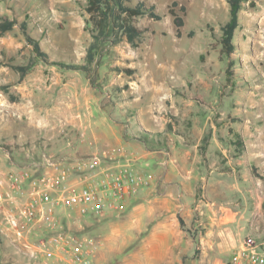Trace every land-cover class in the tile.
<instances>
[{"label": "rangeland", "instance_id": "obj_1", "mask_svg": "<svg viewBox=\"0 0 264 264\" xmlns=\"http://www.w3.org/2000/svg\"><path fill=\"white\" fill-rule=\"evenodd\" d=\"M88 1L0 0V23L16 22L12 30L0 31L1 194L5 195L9 188L10 161L20 164L19 169L13 171L25 168L41 172L45 170L47 159L74 161L89 157L86 152L94 142L93 127L86 128V125L92 118L104 125L103 120L111 117L122 133L126 130L133 133L135 118L130 120L133 111L129 103L139 95L137 88L144 63L160 68L152 75L161 78L165 91L170 93L159 99L153 113L158 128L167 122L175 125V131L178 125L179 128L193 125V120H184L181 115L188 113V109H181L178 115L173 111V96L185 98L194 102L191 109L197 113V129L204 128V121L199 118L208 115L205 127L208 130V164L218 167L220 172L227 170L228 158L240 155L233 146L235 133L242 132L248 154L244 155L246 161L238 176H249L245 169V165L249 166L248 159L251 163L261 161L259 164L264 166V156L260 155L264 152V0L245 1L234 39L237 49L231 58L222 54L220 42L221 25L229 18L227 0H127L129 5L142 1L146 6L155 7L161 19L148 15L134 18L141 30L137 46L123 35L119 43L101 47L90 66L91 71L86 72L68 66L86 64L93 34ZM169 8L183 18L180 37ZM23 22L27 24L26 33L39 40L49 60L38 56L33 44L27 41L20 27ZM31 61L32 67L21 77L15 66H25ZM229 61L233 65L228 69ZM125 68L137 72L131 76ZM146 83L141 81L144 93H147ZM125 85L123 100L116 102L114 87ZM137 105L143 112L151 109L145 97ZM164 130L175 132L173 125ZM103 140L98 137V142L93 144L99 148L95 153L105 160L109 155L105 152L117 146ZM254 173L260 176L264 167ZM227 174L224 176L229 177ZM215 178L216 175L210 176L208 183ZM257 182L244 186L243 194L227 195L226 190H232L228 185L224 189L213 186L212 190L216 209L226 202L230 215L237 213L238 217L246 211L250 222L254 219L253 223L261 227L256 231L255 227L248 229L244 235L250 233L264 241L261 232L264 230V181ZM208 196L214 199L210 192ZM69 227L73 232L95 236L98 225L82 219L70 223ZM232 251V244L221 251L217 247L204 248L198 243L194 253L197 260L183 262L226 264ZM43 259H46L43 255L28 256L16 248L13 239L0 235V264H32Z\"/></svg>", "mask_w": 264, "mask_h": 264}, {"label": "crops", "instance_id": "obj_2", "mask_svg": "<svg viewBox=\"0 0 264 264\" xmlns=\"http://www.w3.org/2000/svg\"><path fill=\"white\" fill-rule=\"evenodd\" d=\"M144 64L141 71L143 76L140 77L137 88L139 95L129 103V109L133 111L129 115L130 120L135 118L134 132L126 130L129 134L126 131L122 133L119 124L114 123L111 117L103 120L104 125L97 118L90 119L86 125V128L89 125L93 127L94 142L87 147L89 150L86 152L89 156L99 150L93 144L98 142V137L104 139L103 141L117 146L105 152L109 155L103 159L104 163L117 167L128 163L148 180V183L124 200L121 210L86 218L87 222H97L98 225L94 234L100 240V246L94 263L184 264L183 260H197L194 253L198 243L204 248L217 247L221 251L232 244L234 251L240 246L242 239L250 234L244 235L246 230L254 227L255 231L260 230L261 226L254 224V219L250 222L246 211L238 217L237 213L230 215L226 202L216 209L212 187L218 185L224 189L228 185L232 186V190L228 188L227 195L239 192L243 194L244 186L258 183L260 179L264 181L254 172L249 173V170L253 171L255 167L256 171H260L264 166L259 164L261 161L251 163L247 156L249 166L245 165V169L249 176H238L243 170L242 163L246 161L244 155L248 154L242 132L235 133V137L240 134L246 150L235 158H228L227 170L220 172L218 167L208 164V130L205 128L208 115L199 118L204 121V128L197 129V113L191 109L194 102L185 98L181 100L173 96V111L178 115L181 109H188V113L183 112L181 115L184 120H193V125L188 128H179L178 125V131H175V125L167 122L158 128L153 113L160 103L159 99L170 93L165 91L162 79L152 75L160 68L156 66L158 69L153 70L156 68ZM141 81H147V93H144ZM144 97L151 104V109L147 112H143L141 106L137 105ZM113 123L116 127H113ZM172 125L175 132L164 130ZM233 147L237 151L236 145ZM260 155L264 156V152ZM9 165L12 171L20 166L17 161H10ZM224 173H228L229 177L224 176ZM212 175H216V178L208 183ZM208 192L214 199L208 196ZM27 196L28 184L13 191V203L0 197V227L6 212L16 211ZM219 198L224 199L221 196ZM261 232L264 234V230ZM0 235L12 239L7 234ZM32 264H53V261L43 259Z\"/></svg>", "mask_w": 264, "mask_h": 264}, {"label": "built area", "instance_id": "obj_3", "mask_svg": "<svg viewBox=\"0 0 264 264\" xmlns=\"http://www.w3.org/2000/svg\"><path fill=\"white\" fill-rule=\"evenodd\" d=\"M7 179L1 198L13 203V191L26 184L28 196L16 211L6 212L0 233L28 256L43 255L53 264H95L100 240L71 231L69 224L121 210L124 200L148 183L130 164H106L98 153L74 161L47 159L44 171L24 168L9 172ZM226 264H264V241L246 235Z\"/></svg>", "mask_w": 264, "mask_h": 264}, {"label": "trees", "instance_id": "obj_4", "mask_svg": "<svg viewBox=\"0 0 264 264\" xmlns=\"http://www.w3.org/2000/svg\"><path fill=\"white\" fill-rule=\"evenodd\" d=\"M229 4V18L221 25V38L222 44L221 52L226 54L228 58L236 51L237 44L235 42L236 29L240 23V12L245 6L246 0H227ZM175 3V2H173ZM183 9V8H182ZM88 13L90 14V21L93 24L92 41L90 42L87 54L86 64H70L68 67L73 69H81L86 72L91 71L90 66L96 60V54L98 50L103 46L110 44H117L122 40V36L125 35L127 40L137 46L136 39L141 38V30L134 23V18L137 16L148 15L149 17L160 20L161 16L155 11V7L146 6L142 1H138L135 5H129L127 0H89L87 5ZM170 14L174 18V23L177 27V35L181 36L180 27L184 25L183 18H181L172 8H169ZM16 24L15 20H6L0 23V31L6 32L12 30ZM26 26L24 22L20 25L21 29L26 33ZM27 35V41L32 43L34 50L38 56L44 61L49 60L47 53L40 47L39 40ZM191 36L190 34H188ZM228 62V69L233 63ZM60 64V63H59ZM33 62H29L25 66H15L19 71L20 76L23 77L27 71L32 67ZM125 71L129 75H134L135 70L125 68ZM127 85L123 87L115 86L113 92L115 94L116 102L122 101L124 96V90ZM237 151L242 154L245 148V143L240 134H236ZM242 149V150H240ZM242 151V152H241ZM256 170L253 167V172ZM264 179V174L260 175ZM264 206V202H263ZM197 253V250H196Z\"/></svg>", "mask_w": 264, "mask_h": 264}]
</instances>
